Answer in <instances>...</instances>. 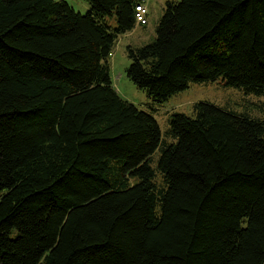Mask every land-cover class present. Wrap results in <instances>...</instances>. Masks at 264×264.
<instances>
[{
  "label": "trees",
  "instance_id": "1",
  "mask_svg": "<svg viewBox=\"0 0 264 264\" xmlns=\"http://www.w3.org/2000/svg\"><path fill=\"white\" fill-rule=\"evenodd\" d=\"M86 1L0 0V264H264V121L196 102L164 134L111 78L140 0ZM127 54L158 105L264 96V0L169 1Z\"/></svg>",
  "mask_w": 264,
  "mask_h": 264
},
{
  "label": "rangeland",
  "instance_id": "2",
  "mask_svg": "<svg viewBox=\"0 0 264 264\" xmlns=\"http://www.w3.org/2000/svg\"><path fill=\"white\" fill-rule=\"evenodd\" d=\"M67 2L78 13L86 14L90 5L86 0H58ZM181 0H140L149 9L148 25L141 26V21L132 30L119 37L110 56L112 82L120 96L138 106L142 110L151 111L165 134L168 130L169 114L174 111L191 115L196 102H207L220 108L264 121V96L245 94L244 91L227 87L223 80L206 83H193L181 93L173 95L166 104L153 103L146 91L139 89L129 78L126 71L131 61L128 58L127 47H143L152 42L156 35V26L165 13L167 2ZM137 15V14H136ZM155 109V110H153ZM157 110V111H156ZM169 140V138H167ZM2 194H0L1 200Z\"/></svg>",
  "mask_w": 264,
  "mask_h": 264
},
{
  "label": "built area",
  "instance_id": "3",
  "mask_svg": "<svg viewBox=\"0 0 264 264\" xmlns=\"http://www.w3.org/2000/svg\"><path fill=\"white\" fill-rule=\"evenodd\" d=\"M137 19L138 21H141V23H146V14H147V9L143 5H139L137 7Z\"/></svg>",
  "mask_w": 264,
  "mask_h": 264
},
{
  "label": "crops",
  "instance_id": "4",
  "mask_svg": "<svg viewBox=\"0 0 264 264\" xmlns=\"http://www.w3.org/2000/svg\"><path fill=\"white\" fill-rule=\"evenodd\" d=\"M138 25V24H137ZM141 26H143V25H141ZM145 26H147V25H145Z\"/></svg>",
  "mask_w": 264,
  "mask_h": 264
}]
</instances>
